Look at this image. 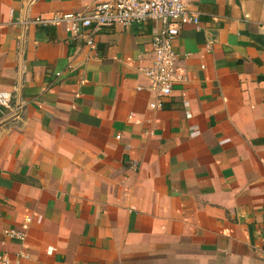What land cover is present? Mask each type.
Instances as JSON below:
<instances>
[{
  "label": "crops",
  "instance_id": "0c3cea01",
  "mask_svg": "<svg viewBox=\"0 0 264 264\" xmlns=\"http://www.w3.org/2000/svg\"><path fill=\"white\" fill-rule=\"evenodd\" d=\"M96 2L0 0V254L264 264L263 0H189L199 23L173 43L186 81L160 107L141 73L158 21L104 28L93 48L29 23ZM26 218L23 242L4 236Z\"/></svg>",
  "mask_w": 264,
  "mask_h": 264
},
{
  "label": "built area",
  "instance_id": "2783aa9c",
  "mask_svg": "<svg viewBox=\"0 0 264 264\" xmlns=\"http://www.w3.org/2000/svg\"><path fill=\"white\" fill-rule=\"evenodd\" d=\"M188 2L189 0H97L88 12H55L48 16H36L29 23L40 27H60L69 37L82 38L87 47L93 48L95 36L104 28L158 21L160 29L151 39L153 59L149 65L141 68V73L146 82V91L154 96L152 106L160 107L173 88L186 81V76L175 68L178 55L173 43L181 26L199 23L197 14L188 9ZM136 89L142 90L141 87ZM183 105L186 106L187 102ZM8 109L9 95L0 92V115ZM30 221V218H26L19 228L4 230V236L23 242ZM28 258L29 255L20 250L12 258L1 253L0 264H21ZM261 260L264 261V251L261 253Z\"/></svg>",
  "mask_w": 264,
  "mask_h": 264
}]
</instances>
